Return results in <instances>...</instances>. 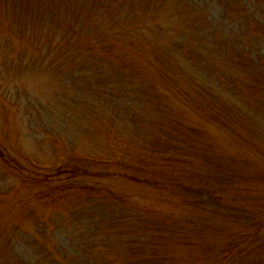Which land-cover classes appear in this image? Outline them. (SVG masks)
<instances>
[{"label": "rangeland", "instance_id": "obj_1", "mask_svg": "<svg viewBox=\"0 0 264 264\" xmlns=\"http://www.w3.org/2000/svg\"><path fill=\"white\" fill-rule=\"evenodd\" d=\"M109 1L114 8L116 0ZM133 1H148L141 7L151 8L133 12L132 0H125L124 9L115 11L117 20L123 19L127 27L136 22L134 26L147 32L149 42L165 51L183 32L191 30L189 19L181 10L185 3V9L193 16V25L202 30L204 40L206 33L219 41L230 39L231 58L235 59L240 50H251L252 47L264 60V41L254 45L255 37H249L254 31L253 25L246 29L232 8L231 2L237 0H184V3L182 0H163V8L159 2L151 3V0ZM241 1L246 7L251 0ZM15 3V6L10 3L8 8H0V151L3 156H0V264L25 261L70 264L76 255L75 249H91L89 239L86 241L80 235V230L88 231L89 236L93 231L84 220V216L94 212L90 209L92 202L86 197L90 196L89 191L105 196L112 194L116 208L126 210V204L129 208L142 207L145 211L155 208L159 209L160 216L176 213L172 212L176 205H162L160 197L174 198L180 193V197H184L185 192L174 191L172 195L171 191H160L146 182L152 179L159 165L164 167L167 155L164 158L158 154L164 155L167 146L162 141V129L154 122V117H160L155 105L160 106L158 100L161 99L154 100V94L145 95L139 85L135 88L132 79L135 76L126 65L128 59H133L113 57L95 69V57L86 55L87 46L94 49L92 52L89 48L90 55L98 52L94 45L95 33L90 28L101 27L108 33V40L114 42L116 28L114 24H108L112 17L110 5L103 6V0L95 7L80 0H15ZM259 4L264 6V0ZM142 15L144 20L139 17ZM201 16L206 18L204 24L195 20ZM257 33L264 34V30ZM172 48L181 50L174 55L176 61L192 76L188 57L181 55L186 51L185 46ZM99 50L114 54L120 51L116 45L109 50L100 45ZM124 52L125 49L121 53ZM142 52L153 53L149 46ZM125 54L129 55L127 51ZM247 55L240 60L242 64L236 65H251L255 59ZM241 67V71H245ZM224 70L225 74L221 70L218 73L229 80L241 78L238 67H225ZM256 70L264 72L263 67ZM201 74L205 75V72L201 70ZM185 79L184 73L181 84ZM163 95L166 94L162 92ZM251 96L247 104L251 106L247 111L251 120L243 125L251 136L238 143L225 133H215L209 141L214 162L231 163L234 176L238 177L235 190L228 186V196L223 190L227 185H215L216 189L225 192V202L217 208L221 216L231 212L226 210V204H235L244 205L247 213L260 217L255 219L264 218V103L260 104L264 102V89L256 90ZM201 102V97H196L193 105L172 100L170 106L180 118L201 125L204 121L209 126L199 107ZM223 116L225 119L227 113ZM153 132L160 140L159 143L153 141L155 148L149 137ZM136 133L140 136L135 137ZM142 138L145 151L139 144ZM180 141L186 147L192 143L187 137H180ZM71 166L80 168L77 176ZM56 168H61L60 173H56ZM239 178L248 182L247 188ZM197 179L194 184L204 183ZM142 182L144 185L137 186ZM69 184L78 188L63 192L61 187ZM67 191L81 196L73 197L78 205L69 201L72 196L67 195ZM140 191L143 195L135 198ZM153 196L156 199L153 200ZM81 208L87 210L81 214ZM124 210H120L124 213H118L120 218L134 217V209L129 213ZM235 227L236 224H231L225 234L229 235ZM239 229L250 232L246 227ZM121 232L127 239L126 230ZM261 234V238H253L249 243L248 250L253 251V259L245 256L241 259L245 260L243 264L251 263L246 260L264 264V243L258 247L264 240V229ZM3 235L6 237L2 240ZM209 239L222 242V238L211 236ZM190 247L192 245L178 246L174 250L181 249L188 255ZM102 249L100 245L94 250Z\"/></svg>", "mask_w": 264, "mask_h": 264}, {"label": "trees", "instance_id": "obj_2", "mask_svg": "<svg viewBox=\"0 0 264 264\" xmlns=\"http://www.w3.org/2000/svg\"><path fill=\"white\" fill-rule=\"evenodd\" d=\"M80 1L84 4L89 3L88 6L95 7L100 4L101 0ZM104 1L103 6L109 4L112 8V17L108 24H114L116 28L113 32H116L112 40L114 42L108 40V33L104 29H100L101 27L97 29L90 28V31L95 33L96 43L94 45H97L99 53L96 52L94 55H90L89 48L92 49V52L94 49L87 46L86 55L93 56L92 58L95 57L93 59L95 60L93 64L95 69H99L103 63H106V60L113 57L125 60L127 57L133 59H128L126 65L131 68L135 76L132 78L135 88L139 85L143 88L142 91L145 92V95L154 94V100L161 99V101L158 100L161 105H155L158 107L157 112L160 113V117H154V122H157L159 128L162 129V141L164 146H167L164 155L158 154V156L167 157L164 165L166 170L162 165H159L158 171L155 170L152 179L146 182L160 191H171L172 195L174 191L180 192L181 190L185 192V196L180 197V193L174 198H171L168 194V197H160L159 200L163 202L162 205H176V208L172 211L176 212L175 214L160 216L158 214L159 209L155 208H148L145 211L142 207L129 208V204H126L124 207L126 210L119 207L118 209L115 206V198L112 194L105 196L100 192L89 191L90 196L86 197L88 198L87 201L92 202L93 205L90 209L94 212L84 216V220L93 231L92 235L89 236L88 231L80 230V235L86 241L87 238L89 239L91 249H75L76 255L70 264H243L245 260L241 259L245 256L253 259V251L248 250L249 243L253 238L257 240L261 238V231L264 229V218L255 219L260 217L247 213L244 205L235 204L231 206L226 204V210L231 212H224L221 216L217 208L225 202L224 191L228 196L227 188L229 185L235 190L237 188L235 181L238 177L234 176L231 163L214 162L209 141L215 136V133H225L230 140L238 143L245 141V137L251 136V133L243 125L248 124V120H251L247 114V111L251 108L247 105L250 103L249 98L253 97L251 95L256 90L264 89V72L259 73L256 70L259 67L264 68V60L258 57L260 53L254 52L251 47V50L249 48L240 50L237 57L233 59L230 57V50L233 47L230 39L226 42L224 40L219 41L211 34L206 33L204 40L202 30L197 29L196 24L193 25L192 23L191 11L185 9L184 0L182 1L185 8L181 7V10L188 17L191 30L183 32L176 40L177 42L165 51L153 42H149L147 32H144L140 26L135 27L136 22L130 23L131 28L126 26L123 19L117 20L115 11L117 8L124 9L125 0H116L115 9L111 1ZM259 1H248L247 8L242 5L241 0L231 2L232 8L236 10L238 17L243 21L244 27L247 29L250 28L249 25H253L254 31L249 34V37H255L254 45L259 41H264V34L257 33L260 29L264 30V6H261ZM121 2L122 4H120ZM150 2H159L160 6L164 7L163 0H151ZM10 3L14 6L16 4L15 0H0V8H8ZM147 3L148 1L135 2L132 0L133 6L131 8H133V12L135 9L146 11L151 7L141 6L147 5ZM139 17L144 20V15ZM195 20L204 24L206 18L203 16H201V19L195 17ZM120 28H123L121 32ZM228 38L233 37L229 36ZM182 44L185 46L186 51L182 52L181 55L188 57V62L193 68L192 76L186 73L187 71L176 61L177 58L174 56L175 53H180L181 50L172 47L178 46L182 49ZM100 45L105 47L106 50L116 45L120 51L116 54L112 51L102 53L99 50ZM148 46L153 51L152 54L142 52ZM123 49H125V52L121 53ZM126 51L129 55L125 54ZM247 54L255 59L254 62L247 67L236 65V63L242 64L240 60L248 57ZM200 65H204L201 67L202 69ZM236 66L240 71L239 67L245 70L241 71L240 79L237 77L233 81L223 75L225 74V67L231 69L237 68ZM201 70L205 72V75L201 74ZM220 70L223 71L221 75L218 73ZM184 73L186 79L184 84H181ZM104 83L108 85L105 80ZM162 92L167 96H162ZM196 97L203 99L199 107L209 126H206L204 121L201 125L180 118L176 115L178 112L170 106L172 100L181 104L193 105ZM263 103V101L260 102L261 106ZM226 113L227 117L224 119L223 115ZM243 132L245 135H243ZM140 133H136L134 136L139 137ZM149 137L152 140V148H155L153 141L159 143V135L153 132ZM180 137H187L192 143H189L188 147L183 146ZM146 138L148 137L144 139ZM139 144L145 151L143 138L139 140ZM165 155L167 156L165 157ZM0 156L3 157L1 151ZM213 164L214 166H212ZM71 167L75 176H77L80 173V168ZM138 168H141V164ZM60 171L61 168H56V173H60ZM197 178L202 179L204 183L194 184V181L198 180ZM239 179H242L243 187L247 188L248 182L243 178ZM141 185H144V183L137 184V186ZM215 185H227V187L223 188V191L219 188L216 189ZM74 188L77 189L78 187H74L73 184L61 187L63 192ZM66 194L72 196L69 201L78 205L77 200L75 201L73 197H81L80 195L73 194L70 191H67ZM142 195L143 192L140 191L139 195L135 194V198L138 197L139 199ZM82 198L86 200V198ZM152 199H156V196H153ZM179 208L180 211L177 212ZM130 209H134V217L132 215L119 217L118 213H124L120 210L129 213L132 211ZM86 210L81 208V214ZM137 221H139L138 224ZM1 223L0 231L2 230ZM231 224H236L237 228L235 227L229 232V235H226L225 233L229 231ZM244 227L249 228L250 232L239 229H244ZM122 229L126 230L127 239L122 235L124 233L121 232ZM74 231L78 232V230ZM211 236L222 238V242H212L209 239ZM5 237L3 235L2 240ZM263 243L264 240L258 247L260 248ZM100 245L103 246V249L95 251L94 249L100 248ZM187 245H192L189 248L190 253L188 255H185L181 249L174 250L178 246L185 247ZM82 259H84V262ZM246 261L251 262L250 264L253 262V260ZM22 264L33 263L25 261Z\"/></svg>", "mask_w": 264, "mask_h": 264}]
</instances>
